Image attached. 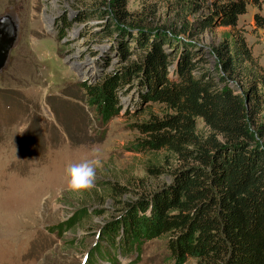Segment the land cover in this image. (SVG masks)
Wrapping results in <instances>:
<instances>
[{"label": "rangeland", "instance_id": "374dc122", "mask_svg": "<svg viewBox=\"0 0 264 264\" xmlns=\"http://www.w3.org/2000/svg\"><path fill=\"white\" fill-rule=\"evenodd\" d=\"M181 2L125 0V6L129 19L155 26L205 11L188 13L189 0L183 8ZM246 8L233 30L244 34L255 60L264 66V28L253 20L254 11L264 13V0ZM77 9L66 0H0V15L17 24L0 68V264H176L167 234L145 239L127 254L98 236L127 201L168 181L164 169L177 162L163 150L130 148L139 134L132 122L147 116L137 114L144 102L139 105L135 87L120 90L122 110L108 121L86 102L80 81L96 82L123 63L113 47L121 23H110L112 32L105 34L106 18L96 13L75 19ZM233 30L212 26L193 37L203 45L200 64L215 76L221 68H215L213 47L231 38ZM247 67L242 79H231L237 91L256 73ZM258 72L264 90V69ZM151 110L157 113L159 106L153 103ZM197 126L207 129L201 117ZM91 159L99 160L94 186L69 190L68 165ZM151 164L163 170L150 171ZM195 263L188 257L182 264Z\"/></svg>", "mask_w": 264, "mask_h": 264}, {"label": "trees", "instance_id": "16d2710c", "mask_svg": "<svg viewBox=\"0 0 264 264\" xmlns=\"http://www.w3.org/2000/svg\"><path fill=\"white\" fill-rule=\"evenodd\" d=\"M66 1L78 7L75 19L96 13L106 18L105 34L112 32L110 23H121L113 47L123 63L96 82L80 81L86 102L108 121L122 110L120 90L135 87L139 105L144 102L137 114L147 116L132 122L139 134L130 148L163 150L177 162L164 169L168 181L127 201L99 238L127 254L145 239L167 234L176 264L188 257L195 264H264V90L258 72L264 66L244 34L233 30L247 4L262 0H189L188 13L205 11L158 26L129 19L125 0ZM253 20L264 28V13L254 11ZM219 25L231 26L233 34L213 47L215 68H221L215 76L200 64L203 45L193 37ZM249 65L256 73L237 91L231 79H242ZM153 103L159 112L151 110Z\"/></svg>", "mask_w": 264, "mask_h": 264}, {"label": "clouds", "instance_id": "9594fccd", "mask_svg": "<svg viewBox=\"0 0 264 264\" xmlns=\"http://www.w3.org/2000/svg\"><path fill=\"white\" fill-rule=\"evenodd\" d=\"M98 165L99 160L96 159L69 164L66 168L67 188L71 191L91 189L94 186Z\"/></svg>", "mask_w": 264, "mask_h": 264}, {"label": "water", "instance_id": "95a60500", "mask_svg": "<svg viewBox=\"0 0 264 264\" xmlns=\"http://www.w3.org/2000/svg\"><path fill=\"white\" fill-rule=\"evenodd\" d=\"M17 36V24L8 23L7 14L0 15V68L5 64L9 49Z\"/></svg>", "mask_w": 264, "mask_h": 264}]
</instances>
